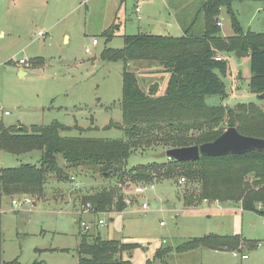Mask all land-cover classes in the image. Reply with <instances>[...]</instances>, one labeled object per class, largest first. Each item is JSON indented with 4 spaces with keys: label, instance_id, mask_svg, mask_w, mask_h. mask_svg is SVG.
Here are the masks:
<instances>
[{
    "label": "rangeland",
    "instance_id": "obj_1",
    "mask_svg": "<svg viewBox=\"0 0 264 264\" xmlns=\"http://www.w3.org/2000/svg\"><path fill=\"white\" fill-rule=\"evenodd\" d=\"M82 1L63 0L56 5L63 14L68 12L65 18L53 27L49 26L46 37L29 49L9 48L11 42L6 40L0 44V125L29 128L57 121L69 127L77 125L83 131L72 130L61 133L62 136L124 139L119 129L103 130L109 123L121 124L123 71L135 73L140 87L146 92L156 83L157 94L165 90L168 74L158 64L146 61H131L126 65L122 61H104L100 58L101 52L105 48L121 49L124 35L144 33L179 37L183 29L189 28L193 34H199L202 29L198 9L203 0H90L86 6H79ZM42 2L32 0L22 5L25 28L29 18H38ZM74 5L79 6L78 10L71 11ZM137 6L139 12L135 11ZM231 8L243 31L264 32V0H233ZM50 16L51 13L49 24L57 15ZM218 18L217 23L222 25H217L220 35L232 36L224 11ZM176 22L188 27L179 28ZM111 24L118 29L115 37L105 43L101 33ZM40 27L35 31L39 32ZM63 33L69 36L67 42L62 39ZM92 39L98 42L97 47H91ZM86 48L89 53L84 52ZM7 52H14L12 62H3ZM33 55L43 58L40 62L44 65L33 59ZM219 57L228 64L227 75L221 77L227 96L223 99L208 97L206 104L234 107L238 103L256 102L255 95L248 89L249 55L238 58L235 53H230ZM20 59L27 64L22 65L23 76L15 65ZM222 127L225 129L226 123ZM163 149L151 146L132 152L124 168L122 183L114 177L102 176L97 169H71L61 164L67 177L61 180L53 175L48 177L41 197H4L0 208L2 263L75 264L79 238L87 233L140 245L132 252L133 264H143L151 259L158 247H170L172 251L162 262L155 264H264V217L240 210L239 204L216 206L213 202H198V184L181 174L165 178L161 173H152L151 182L130 180L133 169L154 163L166 166L171 162L167 158H156L157 154L166 151ZM38 158L36 152L20 157L0 152V168L36 164ZM181 178H184L183 182H179ZM147 185L152 188L135 195L136 187ZM109 189L118 191L124 201H130L123 213L115 212L114 206L106 212L95 213L91 204L83 201L86 196ZM191 194L196 198L193 203H189ZM143 203L149 205L146 212L138 210ZM87 205L91 206L88 211ZM257 208L264 210V205L259 204ZM97 220H103L105 225L97 226ZM81 221L93 222L91 229L83 230ZM209 234H238L246 246L241 251H233L237 252V257H233L231 251L202 247L182 253L175 251V247L183 242ZM241 255H246L247 259H241ZM126 256L124 252L123 257Z\"/></svg>",
    "mask_w": 264,
    "mask_h": 264
},
{
    "label": "trees",
    "instance_id": "obj_2",
    "mask_svg": "<svg viewBox=\"0 0 264 264\" xmlns=\"http://www.w3.org/2000/svg\"><path fill=\"white\" fill-rule=\"evenodd\" d=\"M233 0H203L198 9L202 29L193 34L190 29L179 37L137 33L122 36L121 49L105 48L100 55L104 61H146L158 64L168 74L166 88L158 93L157 84L144 91L135 73L124 70L121 88V124L109 123L103 130L119 129L124 139L103 140L83 137H66L61 133L72 130L83 132L77 125L65 126L57 121L49 125L4 127L0 125V152L15 157L38 153L36 164H21L13 168H0V208L4 197L29 195L41 197L48 177L61 180L67 168L90 167L102 176L114 177L122 183L124 168L130 155L141 148L161 146L163 150L199 146L212 142L227 128L234 127L243 136L264 139V32L243 31L231 8ZM224 10L232 36L222 37L217 26ZM193 25V22L191 23ZM112 24L101 33L105 43L116 35ZM239 52L249 55L250 79L248 89L256 102L238 103L234 107L209 106L208 97L227 96L221 77L228 72L225 59L215 60L221 54ZM226 123V128L222 124ZM96 129V128H94ZM162 151V150H161ZM164 164L140 166L130 172V180L151 182L152 173L165 178L181 174L196 182L198 202L239 204L242 211L254 212L264 217V151L249 152L239 156L200 157L193 162L169 160ZM184 179V178H181ZM114 190H102L86 196L95 213L106 212L114 206L123 211V196ZM190 195L189 203L196 199ZM76 248L75 264H133L130 257L139 248L136 243L102 239L99 234L84 233ZM2 232L0 222V264L2 263ZM246 246L240 235H204L192 238L175 247L182 253L202 247L213 251H241ZM253 247V245H249ZM172 251L158 247L152 258L143 264L162 262ZM127 256L124 258L123 253ZM16 263L12 261L8 264ZM34 264H37L34 262Z\"/></svg>",
    "mask_w": 264,
    "mask_h": 264
},
{
    "label": "crops",
    "instance_id": "obj_3",
    "mask_svg": "<svg viewBox=\"0 0 264 264\" xmlns=\"http://www.w3.org/2000/svg\"><path fill=\"white\" fill-rule=\"evenodd\" d=\"M29 1H32V0H0V44L3 45L4 41L6 40L7 42H11V45L9 48H15L16 47L15 49L19 48L18 50H23V51L27 50L33 44L36 45V43H39L40 39H44L46 37V34L50 30V28H48V27L49 26L53 27L58 22L62 21V18H65V15L68 13L67 12L66 14H63L61 12L60 8H55L56 5L59 6L63 2V0H53L54 2H52V3H54V5L50 2V0H42L43 6L42 7L40 6L38 8L40 10L42 9V11H40L38 18L37 19L29 18L27 23H26V28H25L23 26L24 22H22V15H21L22 9H23L22 5L28 3ZM87 1H90V0H83L82 2H80L79 6H81L82 4L86 6ZM30 6L32 7V5H30ZM79 6L74 5V7L71 11L78 10ZM221 11H224V10L222 9ZM50 13H51L52 17H54L53 14L57 15L56 19H54V22L51 24H49L51 19L48 20ZM218 20H220V19L218 18ZM36 21H39V23H42V26L40 27ZM176 25L179 28H183V27L187 28L188 27V25H186V26L183 24L180 25L178 22H176ZM220 25H221V23H220ZM110 26H108L107 28H109ZM37 27L41 28L39 32L35 31L37 29ZM107 28H105L104 30H106ZM183 31H184V29H183ZM62 39L65 42H67L69 40V36L66 35V33H63ZM97 46H98V44L96 46H91V47H97ZM12 53L14 54V52H7V54L2 59L3 62H6V61L12 62V60H11L12 59ZM33 56L34 57H32V58L33 59L35 58L39 62H40V59H43L38 55H33ZM41 64L44 65V62H42ZM15 65L18 68V73L21 76L25 75V71L22 68V65H20L18 63H16ZM218 204H221V203H218ZM218 204L216 206H218ZM224 204H226V203H224ZM123 212L124 211H122L118 214H121ZM74 221H75V219H74ZM122 243H128V242L124 241ZM130 243H132V242H130ZM133 253H134V251H133ZM132 256L133 255L131 254L130 257L132 258ZM244 260H246V259H244Z\"/></svg>",
    "mask_w": 264,
    "mask_h": 264
},
{
    "label": "water",
    "instance_id": "obj_4",
    "mask_svg": "<svg viewBox=\"0 0 264 264\" xmlns=\"http://www.w3.org/2000/svg\"><path fill=\"white\" fill-rule=\"evenodd\" d=\"M235 56L239 58L244 54L236 52ZM258 97L264 100V93L259 94ZM252 151H264V139L243 136L236 128L230 127L212 142L199 146L169 149L157 154L156 158H167L177 162H193L200 157L239 156Z\"/></svg>",
    "mask_w": 264,
    "mask_h": 264
},
{
    "label": "built area",
    "instance_id": "obj_5",
    "mask_svg": "<svg viewBox=\"0 0 264 264\" xmlns=\"http://www.w3.org/2000/svg\"><path fill=\"white\" fill-rule=\"evenodd\" d=\"M135 11L136 12H138L139 11V8L138 7H136L135 8ZM217 25L218 26H220V23H217ZM98 44V42L96 41V39H92L91 40V46H96ZM85 53H89V49L88 48H86L85 50ZM222 58L221 57H216L215 58V60H221ZM18 64H20V65H24V66H27V64H26V62H25V60H22V59H20L19 61H18ZM184 181V179H180L179 180V182H183ZM152 188V186H145V187H136L135 189H134V193H135V195H139V194H142L143 192H145L146 190H149V189H151ZM26 202H28V201H26ZM205 203H207L208 201H204ZM216 205L218 204V202H214ZM13 204H15L16 205V203L15 202H13ZM124 204L126 205V206H129L130 205V201H128V200H125L124 201ZM91 209V206L90 205H87V211L88 210H90ZM149 209V205L148 204H146V203H143V204H141V206L138 208V210L140 211V212H146L147 210ZM263 224H264V220H263ZM92 225H93V222H91V223H86V222H80V226L82 227V229L83 230H85V231H88V230H90L91 229V227H92ZM96 225L97 226H104L105 225V223H104V221L103 220H97V223H96ZM233 254H232V256L233 257H237V252H232ZM241 259H247V256L246 255H241Z\"/></svg>",
    "mask_w": 264,
    "mask_h": 264
}]
</instances>
